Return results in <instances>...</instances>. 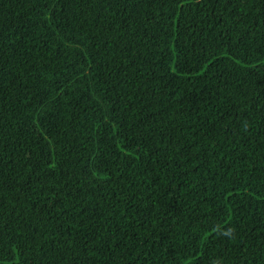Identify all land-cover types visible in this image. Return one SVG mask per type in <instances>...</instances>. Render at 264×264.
Returning a JSON list of instances; mask_svg holds the SVG:
<instances>
[{
  "label": "trees",
  "instance_id": "16d2710c",
  "mask_svg": "<svg viewBox=\"0 0 264 264\" xmlns=\"http://www.w3.org/2000/svg\"><path fill=\"white\" fill-rule=\"evenodd\" d=\"M214 262L264 264V0H0V264Z\"/></svg>",
  "mask_w": 264,
  "mask_h": 264
},
{
  "label": "clouds",
  "instance_id": "9594fccd",
  "mask_svg": "<svg viewBox=\"0 0 264 264\" xmlns=\"http://www.w3.org/2000/svg\"><path fill=\"white\" fill-rule=\"evenodd\" d=\"M220 231V230H217ZM220 234L228 239H233L235 237V231L233 229H229L227 231H222ZM214 264H220V262H214Z\"/></svg>",
  "mask_w": 264,
  "mask_h": 264
}]
</instances>
